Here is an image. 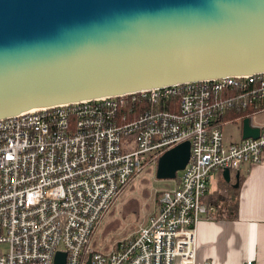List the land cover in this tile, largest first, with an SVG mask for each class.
<instances>
[{"label": "built area", "instance_id": "obj_1", "mask_svg": "<svg viewBox=\"0 0 264 264\" xmlns=\"http://www.w3.org/2000/svg\"><path fill=\"white\" fill-rule=\"evenodd\" d=\"M264 111V72L32 109L0 119V264H195L196 227L212 172L259 164L256 138L226 142L225 115ZM242 118L239 131L242 128ZM190 142L175 184L135 234L107 251L90 241L118 194L160 155ZM203 264H211L205 261ZM244 264H255L247 260Z\"/></svg>", "mask_w": 264, "mask_h": 264}, {"label": "water", "instance_id": "obj_2", "mask_svg": "<svg viewBox=\"0 0 264 264\" xmlns=\"http://www.w3.org/2000/svg\"><path fill=\"white\" fill-rule=\"evenodd\" d=\"M263 72L264 0H0V119ZM258 133L243 118L241 137ZM189 156L188 140L167 149L155 177L175 179Z\"/></svg>", "mask_w": 264, "mask_h": 264}, {"label": "crops", "instance_id": "obj_3", "mask_svg": "<svg viewBox=\"0 0 264 264\" xmlns=\"http://www.w3.org/2000/svg\"><path fill=\"white\" fill-rule=\"evenodd\" d=\"M240 138L241 132L238 139L231 141ZM217 172V185L213 192L222 180V173ZM239 173L242 180L237 217L203 218L198 222L195 264L205 261L211 264H244L247 260L264 264V153L261 163L244 165ZM220 204L224 205L223 202Z\"/></svg>", "mask_w": 264, "mask_h": 264}, {"label": "rangeland", "instance_id": "obj_4", "mask_svg": "<svg viewBox=\"0 0 264 264\" xmlns=\"http://www.w3.org/2000/svg\"><path fill=\"white\" fill-rule=\"evenodd\" d=\"M251 118L253 122L264 121V111ZM222 130L226 142L240 137L239 123L235 120L223 123ZM155 172L156 166L143 169L118 194L94 231L90 249L111 250L119 240L135 234L158 210L161 190L173 187L175 179H157ZM217 174V171L212 172L209 180L211 193L217 185ZM0 249L5 250L6 246L2 245Z\"/></svg>", "mask_w": 264, "mask_h": 264}, {"label": "trees", "instance_id": "obj_5", "mask_svg": "<svg viewBox=\"0 0 264 264\" xmlns=\"http://www.w3.org/2000/svg\"><path fill=\"white\" fill-rule=\"evenodd\" d=\"M252 113L253 109L250 107L243 110L232 111L226 114L224 119L226 121L236 120L238 118L243 119L245 117H249ZM235 174L236 172L230 173L231 180L228 182L222 178L217 189L211 194H207L205 196L204 201L215 203L217 206V213L213 216V218L234 219L237 217L238 192L242 177L239 175V185L235 188L233 185L235 183ZM178 177L179 174L177 172L176 179H178ZM221 202L224 203L223 206L220 204Z\"/></svg>", "mask_w": 264, "mask_h": 264}]
</instances>
